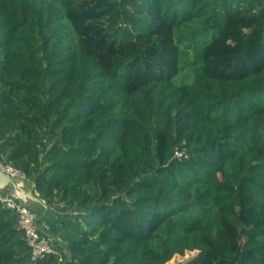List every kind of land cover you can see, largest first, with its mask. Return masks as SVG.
Masks as SVG:
<instances>
[{"label":"trees","instance_id":"trees-1","mask_svg":"<svg viewBox=\"0 0 264 264\" xmlns=\"http://www.w3.org/2000/svg\"><path fill=\"white\" fill-rule=\"evenodd\" d=\"M0 159L69 264H264V1L0 0Z\"/></svg>","mask_w":264,"mask_h":264},{"label":"built area","instance_id":"built-area-1","mask_svg":"<svg viewBox=\"0 0 264 264\" xmlns=\"http://www.w3.org/2000/svg\"><path fill=\"white\" fill-rule=\"evenodd\" d=\"M0 170L12 177L24 178L23 174L4 163L1 159ZM0 204L10 210L16 218L17 227L23 231L27 245L31 250V260L33 262L45 255L54 254L57 255L58 264H69L66 254L62 255V249L56 248L50 238L39 229L37 216L33 211L9 196L7 192L0 191Z\"/></svg>","mask_w":264,"mask_h":264},{"label":"water","instance_id":"water-1","mask_svg":"<svg viewBox=\"0 0 264 264\" xmlns=\"http://www.w3.org/2000/svg\"><path fill=\"white\" fill-rule=\"evenodd\" d=\"M24 180V178L12 177L0 170V191H6L9 196L25 206L28 202L36 203L46 210L45 202L40 200L33 190L23 188Z\"/></svg>","mask_w":264,"mask_h":264},{"label":"rangeland","instance_id":"rangeland-1","mask_svg":"<svg viewBox=\"0 0 264 264\" xmlns=\"http://www.w3.org/2000/svg\"><path fill=\"white\" fill-rule=\"evenodd\" d=\"M47 147H48V144L46 143V141H44L43 142V144H42V146H41V148H42V152L41 153H44L45 152V150L47 149ZM25 181V180H24ZM25 184L27 185V189H31L32 188V184L30 183V182H28V181H25ZM33 189V188H32ZM26 207L28 208V209H30L31 211H38V212H40V218H41V220H44V219H47L48 217H52V218H56L57 217V213L56 212H58L59 211V209L61 208V207H63V205H58V204H53L52 205V207L50 208V209H48V210H44V209H42V206H40L39 204H36V203H29L28 202V204H26ZM50 217V218H51ZM63 248V247H62ZM64 253H66L67 254V252H66V250H65V248L64 249H62V255L64 254ZM196 253L195 252H192V253H186V255L185 256H183V257H180V256H175L174 258H173V260H172V263L171 264H183L184 262H186L187 260H189L191 257H193L194 255H195ZM69 263V262H68Z\"/></svg>","mask_w":264,"mask_h":264},{"label":"crops","instance_id":"crops-1","mask_svg":"<svg viewBox=\"0 0 264 264\" xmlns=\"http://www.w3.org/2000/svg\"><path fill=\"white\" fill-rule=\"evenodd\" d=\"M26 187L27 185L25 184V181H23V188L27 189ZM27 190H33V189L31 188ZM36 213L38 214V211H36ZM50 217H48L47 219L41 220L40 216L37 215L38 227L42 232L46 233V235L50 238V240L53 242L56 248L64 249V240L62 239L59 233L58 218L57 217L50 218Z\"/></svg>","mask_w":264,"mask_h":264}]
</instances>
